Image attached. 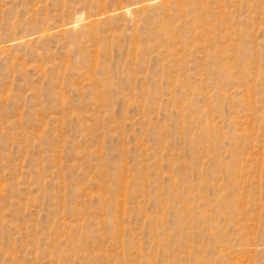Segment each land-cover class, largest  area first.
Segmentation results:
<instances>
[{"label": "rangeland", "instance_id": "1", "mask_svg": "<svg viewBox=\"0 0 264 264\" xmlns=\"http://www.w3.org/2000/svg\"><path fill=\"white\" fill-rule=\"evenodd\" d=\"M0 264H264V0H0Z\"/></svg>", "mask_w": 264, "mask_h": 264}]
</instances>
